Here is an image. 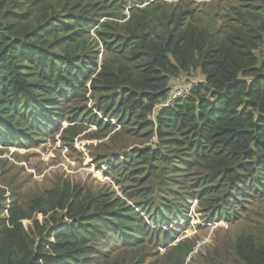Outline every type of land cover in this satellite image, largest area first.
<instances>
[{"label": "trees", "instance_id": "16d2710c", "mask_svg": "<svg viewBox=\"0 0 264 264\" xmlns=\"http://www.w3.org/2000/svg\"><path fill=\"white\" fill-rule=\"evenodd\" d=\"M190 5L0 0V145L30 148L64 121H93L112 134L99 163L131 203L61 179L26 197L0 174V264H110L109 251L174 235L194 200L208 222H252L203 264H264V0L221 23ZM194 75L165 103L172 80ZM194 247L177 242L167 261L184 264Z\"/></svg>", "mask_w": 264, "mask_h": 264}, {"label": "rangeland", "instance_id": "374dc122", "mask_svg": "<svg viewBox=\"0 0 264 264\" xmlns=\"http://www.w3.org/2000/svg\"><path fill=\"white\" fill-rule=\"evenodd\" d=\"M171 4L179 3L181 0H164ZM191 2L190 7L201 11V16L206 19L210 17L216 18L218 22H224L226 16L232 7H238L244 4V0H183ZM202 77L194 75L186 78L180 76L171 81V91L165 103L171 104L174 98L173 89L183 87L188 89L192 84L200 82ZM165 106V105H164ZM82 109H88V113H95L97 119L109 122L115 127V132L119 129L117 123L105 119L95 111L92 102L82 103ZM162 106H159L158 109ZM72 123L64 121L61 123L60 129L50 134L47 138H40L38 142L30 148L21 147H2L0 145V174L7 181L11 180L18 191L29 197L33 194L41 193L44 189L50 188L58 179L70 182L83 188L84 191L91 190L96 193L111 190L119 197L123 198L126 203L131 204L125 199L120 188L115 184L110 176H107V164L99 163L105 157L109 156L107 150L112 147L108 142L107 135L103 137V132L99 130L96 124L92 122H83V119L77 121L78 118H72ZM73 125V131L77 133L72 142L71 136L65 133V130ZM153 142L152 145H154ZM148 144L140 142L134 146L135 149H143ZM123 188H129L128 184H121ZM254 208L264 210V200L260 201ZM253 208V209H254ZM140 212V211H138ZM51 213L48 215L35 216V220L42 225L46 218L49 220ZM144 217V216H143ZM145 218V217H144ZM184 222V223H183ZM31 222L24 221L25 227ZM149 225L152 223L148 222ZM252 224L250 220H246L244 216L236 223L228 226L220 222H208L196 210V202L189 201V209L187 213V221H181L180 227L174 235L168 236L165 241L154 240L150 238L141 239L137 244L142 245L139 249L126 251L125 249H115L109 251L112 256L109 258L110 264H127L132 259L134 264H169L167 261L173 253L171 247L177 242L185 239L194 243L193 252L189 255L184 264H203L205 252L214 248L224 239H233L247 225ZM125 255H123V254Z\"/></svg>", "mask_w": 264, "mask_h": 264}, {"label": "built area", "instance_id": "2783aa9c", "mask_svg": "<svg viewBox=\"0 0 264 264\" xmlns=\"http://www.w3.org/2000/svg\"><path fill=\"white\" fill-rule=\"evenodd\" d=\"M190 89V88H189ZM173 95H174V98H176V97H182V96H184L185 94H187L188 92H189V90L188 89H183V87H180V88H174L173 90ZM169 100V99H168ZM175 100V99H174ZM173 101V100H172ZM172 101H170V102H172ZM111 120V122L113 123V124H115L114 123V121L112 120V119H110Z\"/></svg>", "mask_w": 264, "mask_h": 264}]
</instances>
